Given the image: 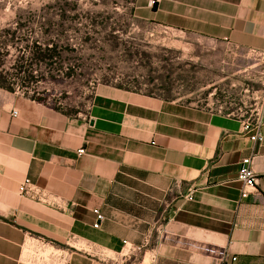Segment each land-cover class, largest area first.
I'll return each mask as SVG.
<instances>
[{
  "label": "crops",
  "instance_id": "0c3cea01",
  "mask_svg": "<svg viewBox=\"0 0 264 264\" xmlns=\"http://www.w3.org/2000/svg\"><path fill=\"white\" fill-rule=\"evenodd\" d=\"M134 5L146 22L264 50V0ZM253 133L239 115L122 88L70 113L0 87V264H28L39 239L57 264H264V138ZM248 156L255 187L238 179ZM26 179L48 198L21 194Z\"/></svg>",
  "mask_w": 264,
  "mask_h": 264
},
{
  "label": "rangeland",
  "instance_id": "374dc122",
  "mask_svg": "<svg viewBox=\"0 0 264 264\" xmlns=\"http://www.w3.org/2000/svg\"><path fill=\"white\" fill-rule=\"evenodd\" d=\"M134 2L0 0V61L11 73L0 84L70 113L111 87L245 115L262 102L263 59L141 20ZM33 43L57 46V57L30 63ZM22 64L35 77L17 75Z\"/></svg>",
  "mask_w": 264,
  "mask_h": 264
},
{
  "label": "built area",
  "instance_id": "2783aa9c",
  "mask_svg": "<svg viewBox=\"0 0 264 264\" xmlns=\"http://www.w3.org/2000/svg\"><path fill=\"white\" fill-rule=\"evenodd\" d=\"M252 54L260 59L264 60V50L261 49H252ZM230 115H239L243 119V128L245 130H254V133L251 135V139L255 142H261L263 140L262 134V125L264 122V94L262 98V102L254 107L251 112L247 115L245 114H237L232 112H228ZM13 114L16 115L17 111L13 110ZM85 148L82 147L78 150L80 155L85 153ZM253 156L245 157L240 162V167L238 171V179L244 184L246 187H255L256 185V174L254 172L253 166ZM194 189L186 195V198L192 199ZM20 192L23 195H27L31 198H35L37 200H46L48 195L44 190L38 187L34 182L30 179H26L20 186ZM95 214L97 217V222H95V226L98 227L101 220L104 219V215L98 210L95 209ZM47 242L39 239L37 241H33L29 243L25 247V260L28 264H57L59 257L48 250L46 246ZM236 256H228L226 254L223 260L219 264H235Z\"/></svg>",
  "mask_w": 264,
  "mask_h": 264
},
{
  "label": "trees",
  "instance_id": "16d2710c",
  "mask_svg": "<svg viewBox=\"0 0 264 264\" xmlns=\"http://www.w3.org/2000/svg\"><path fill=\"white\" fill-rule=\"evenodd\" d=\"M6 31L10 33H14L15 31H11V29H6ZM25 48L28 50L29 49V58L26 60H30V63L33 62H41L45 60H53L54 58L57 57L58 55V48L55 45H45L43 46L40 43H33L32 45L25 46ZM9 48L8 46H5V52L4 54L7 55L9 53ZM3 62L0 61V74L6 78L7 76H11V73L8 69L2 68ZM24 73V78H33L35 75L33 74L32 70H30V67H25V65H19L17 68V75ZM0 87H3L5 89H8L10 91H14L12 87L6 86L3 84H0ZM31 98L38 100V101H45L43 97H38V96H31Z\"/></svg>",
  "mask_w": 264,
  "mask_h": 264
}]
</instances>
